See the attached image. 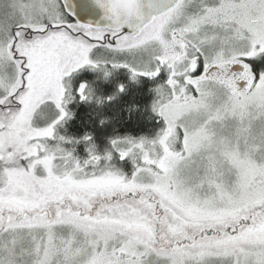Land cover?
<instances>
[{
  "label": "snow or ice",
  "instance_id": "1",
  "mask_svg": "<svg viewBox=\"0 0 264 264\" xmlns=\"http://www.w3.org/2000/svg\"><path fill=\"white\" fill-rule=\"evenodd\" d=\"M0 264H264V0H0Z\"/></svg>",
  "mask_w": 264,
  "mask_h": 264
}]
</instances>
